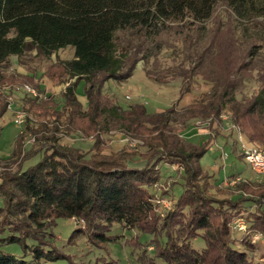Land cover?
<instances>
[{"label": "trees", "instance_id": "trees-1", "mask_svg": "<svg viewBox=\"0 0 264 264\" xmlns=\"http://www.w3.org/2000/svg\"><path fill=\"white\" fill-rule=\"evenodd\" d=\"M68 47L72 59L51 62ZM34 52L50 62L43 77L68 85L61 100L41 83L38 96L22 99L24 129L0 170V234H7L0 264H79L60 251V219L77 223L70 242L85 237L100 248L119 239L111 235L117 229L151 235L145 244L136 239L144 248L133 264H262L252 237L264 240V180L240 178L230 186L204 170L201 159L218 139H232L231 153L245 158L236 135L264 148V0H0V87L38 79L37 70L9 73L11 57ZM165 55L180 62L165 67ZM140 63L159 83H180L171 108H125L105 91L110 80L127 82ZM82 81L87 107L77 94ZM8 96L0 93V119ZM198 123L207 139L195 143L183 132ZM113 133L127 145L112 148L105 137ZM76 136L91 138V148L64 142ZM163 164L178 166L183 181L164 215L154 198ZM236 218L247 223L239 237L231 229ZM199 237L202 250L193 246ZM5 244L19 245L22 254L4 251Z\"/></svg>", "mask_w": 264, "mask_h": 264}, {"label": "rangeland", "instance_id": "rangeland-1", "mask_svg": "<svg viewBox=\"0 0 264 264\" xmlns=\"http://www.w3.org/2000/svg\"><path fill=\"white\" fill-rule=\"evenodd\" d=\"M222 8L224 5L220 4ZM74 56V49L65 48L58 52V54L53 55L51 62L55 63L58 58L63 60L72 59ZM21 61V62H20ZM13 56L11 57V68L9 73L20 71L21 73H33L38 71V76L33 82H23V86H30L32 88H38L41 86L47 95H55V97L61 100L62 92L65 89L64 85L59 83H53L49 79L43 77L44 72L50 65V62L41 61L35 57L34 53H29L20 60ZM165 67H172L178 64L180 61L175 62L171 56L165 55L163 58ZM255 84L252 80L248 81L247 93L254 92ZM85 81H82L77 88V94L80 101L85 107L88 106V101L85 93ZM12 88V89H11ZM105 91L111 95H116V102L128 108L133 104L143 103L149 113H156L165 109L171 108L180 99V83L178 81H173L170 83H159L158 81L150 78L146 75L143 69V63H140L137 67L135 74L127 82L122 84L116 83L114 80H110L105 84ZM37 90V89H36ZM0 91L9 94V107L8 112L0 119V170L2 171L4 166L9 165V159L15 148V141L20 132L24 129V124L26 120V114L22 111V99L25 96L24 92L18 91L17 87H11L9 85H3L0 87ZM38 91V90H37ZM0 92V93H1ZM200 93L188 94L183 97L180 104L186 105L194 100H196ZM30 95V94H29ZM24 116V123H17L16 119L18 116ZM198 125V126H197ZM199 124H195L188 130L183 132V136L190 137L193 142L200 143L207 138H204L205 132L201 130ZM231 128H233L231 126ZM236 135V134H235ZM238 138V143L240 148V153H244L243 146L241 144V137L236 135ZM107 141L110 142L112 148L120 149L127 145V139L119 133H113L105 137ZM223 139H218L217 143L213 145L207 153L201 159V164L204 170L209 171L214 174L216 179L222 181L224 180L227 185L231 184L229 180L232 175H237L238 178H249L251 180H264V174H259L254 171L249 164L246 162L245 158L238 157L231 153V144L233 140H229L226 144ZM31 142V141H30ZM28 142L27 147L30 145ZM65 143L71 144L77 147H82L84 149H90L92 146V140L88 137L76 136L75 138H66ZM137 141L130 140V146H135ZM39 157H34L28 161L27 165L36 163ZM26 165V166H27ZM10 167V166H8ZM14 166L13 168H15ZM182 170L178 166H171L169 164H163L161 167L162 180L155 186V202L158 211L162 215L170 211L172 203L174 202L173 197L177 199L183 191L181 174ZM178 181V183H175ZM233 181V180H232ZM231 181V182H232ZM77 223L71 219H60L56 226V235L58 240V245L60 251L67 255L73 256L74 262L79 264H94L98 258L114 259L119 264H133L137 257L141 254L144 247L135 246L136 239L143 244L147 243L151 239V235L141 234L137 230H114L111 235L119 237L115 242H111L103 248L95 247L91 245L85 237H75L73 242H70V237L72 231L76 227ZM247 228V223L245 218H236L232 224V231L235 236L239 237ZM0 234V238L5 237ZM252 244L259 245V252L261 254V263L264 264V240L259 234L252 237ZM193 246L197 250H202L204 248V241L202 238H197L193 241ZM3 250L17 256L22 254V249L17 244H5L3 245ZM153 250V247H150ZM60 252V253H61ZM259 256V255H258ZM72 258V257H71ZM50 264H70L69 260L63 259Z\"/></svg>", "mask_w": 264, "mask_h": 264}, {"label": "built area", "instance_id": "built-area-1", "mask_svg": "<svg viewBox=\"0 0 264 264\" xmlns=\"http://www.w3.org/2000/svg\"><path fill=\"white\" fill-rule=\"evenodd\" d=\"M68 85V83L65 85V87ZM20 92H24L27 94H30L32 96H38L39 93L35 88H32L30 86H22L18 89ZM17 123L22 124L24 123V116H18L16 119ZM199 124V123H198ZM198 126V125H197ZM241 144L243 146L244 156L246 162L249 164V166L256 171L259 174H264V148H258V147H251L247 146L246 143L241 138ZM240 178H236L231 184H236Z\"/></svg>", "mask_w": 264, "mask_h": 264}]
</instances>
